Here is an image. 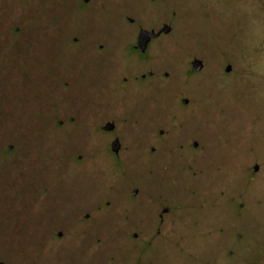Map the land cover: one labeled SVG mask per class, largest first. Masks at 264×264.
Returning a JSON list of instances; mask_svg holds the SVG:
<instances>
[{"label": "rangeland", "instance_id": "rangeland-1", "mask_svg": "<svg viewBox=\"0 0 264 264\" xmlns=\"http://www.w3.org/2000/svg\"><path fill=\"white\" fill-rule=\"evenodd\" d=\"M30 1L11 4L14 22L11 36L30 37L42 30L52 35L51 28L58 25L65 29H59L58 37L45 40L44 44L54 42L55 50L58 45L70 47V29L61 27L70 22V0H39L41 12L35 13L37 17L33 21H29V13L26 18L12 8H25ZM152 1L155 6L164 3ZM168 1L170 7L164 11L166 17L162 20L172 27V47L183 48L184 53L181 57L172 54L168 60L165 68L168 76L162 88L169 91L168 101L164 107L156 104L155 123L148 130L146 123L144 132L157 134L162 129L164 139L178 137L181 149L187 151L191 142L197 141L202 150L182 156V150L172 144L169 155L157 158L162 162L157 166L164 170L162 181L161 172L156 175L157 188L168 196L169 212L159 226L162 236L153 237L149 263L147 256L142 259L148 252L147 236L158 226L151 219L155 202L148 194L151 185L147 157H131L130 160L141 162L130 161L119 177L108 179L107 183L108 173L97 171L99 164L95 163L87 165L84 173H65L67 166L70 171L82 166L85 157L78 158V153L70 156L69 146L64 147L63 143V138L67 144L70 142V125L56 126L51 122L55 115L51 114L44 115L48 123L13 127L30 142L43 135L55 141L57 135L58 144H50L49 154L43 155L42 162L60 166L52 174L55 181H60V189L57 194H51L52 198L56 197L51 214L54 218L70 215V221L51 225L53 230L63 231L61 237L11 235L0 203V260L11 264H133L136 252L144 250L138 259L140 263L144 260L143 264H264V0ZM110 9L108 4L107 26L115 25L117 17L123 14L116 15ZM190 13L196 14L192 20ZM125 14L133 16L134 12L128 10ZM35 25H38L36 29L29 28ZM39 26L43 29H38ZM183 43L186 45L182 46ZM26 52V46L18 42L14 53ZM195 57L203 64L198 72L189 69V61ZM227 65L231 66L228 72ZM57 79L65 80L59 75ZM182 98H187L188 103L184 104ZM132 101L136 103V99ZM95 102L104 104L105 100L100 97ZM38 113L33 110L31 115ZM20 115L31 116L24 110ZM128 125L142 132L138 120ZM7 127L0 124V133L6 132ZM122 134L129 153L126 126ZM79 135L85 140L91 137L87 131ZM205 150L201 156L199 153ZM254 166L258 168L254 170ZM0 179L4 181L2 171ZM115 181V187L120 182L122 187L109 185ZM133 188L138 189V196L130 200L127 197H131ZM75 199L89 200L91 205L80 210L75 206L72 218L70 203ZM26 213L24 207L22 214ZM139 228L147 232H139L135 238L120 237L115 231ZM80 229L83 231L78 232ZM93 229L103 232L90 233Z\"/></svg>", "mask_w": 264, "mask_h": 264}, {"label": "flooded vegetation", "instance_id": "flooded-vegetation-1", "mask_svg": "<svg viewBox=\"0 0 264 264\" xmlns=\"http://www.w3.org/2000/svg\"><path fill=\"white\" fill-rule=\"evenodd\" d=\"M14 1L23 0H0V124L8 125L6 132L0 133V171L3 172L4 180L0 182V203L4 206V219L7 220L8 231H12L11 235L25 237L51 235L61 237L63 231L53 230L50 228L51 225L58 224L59 221L66 223L67 220L70 221V215L54 218L51 214L56 204V197L52 198L51 194H57L60 189V181H55L52 174L60 166H50L42 162L43 155L49 154L50 144L55 146L58 144L57 135L55 141L49 135H43L31 142L27 138L29 141L27 143L26 135L20 134L19 129L13 127L20 124L48 123L44 115L51 114L55 115L51 122L56 126L70 125V142L67 144V139L63 138L64 147L68 145L70 148V156L78 153V158L85 157L82 166L75 170L71 168V171L70 166H67L65 173L73 174L77 171L84 173L88 170L87 165L95 163L99 164L97 171L108 173L105 178L107 183L108 179L117 175L119 177L123 167L129 166L126 164H130V161L134 164L141 162V160L134 162L130 160L131 157L140 156L141 159L147 157L148 182L151 185L148 194L152 202H155L151 219L153 218L155 225L158 226L149 231L145 245L147 248L143 246L148 252L146 251L142 259L147 256L149 263L153 237L163 232L159 226L169 212V198L157 188V173L161 172L160 181L164 179V170L157 166L162 162L157 158L169 155L170 146L177 144L178 138L173 135L164 139L162 129H159L157 134L150 132L145 135L144 132L147 125L148 130L155 123L156 104L164 107L168 101L169 91L162 90L168 76V71H165L168 60L172 54L181 57L184 53L183 48L172 47L171 40H174L170 36L172 27L166 20H162L166 17L164 11L170 7L169 1L163 0L162 5L155 6L152 0H115L114 3L110 0H70V22L61 25L70 29V47L63 44L60 48L58 45L57 51L54 42L49 45H45L44 42L55 40L59 35V29H65L59 28L58 25L51 28L52 35L48 34L49 31L44 33L42 30L30 37L23 36L17 39L11 36V23L14 22L11 19L10 6L15 3ZM40 2L31 0L28 6L20 8V11L17 7L12 8L17 14L22 12L26 18L29 13L31 21L37 17L35 13L41 12ZM108 4L116 15L123 13L120 20L116 16L117 22L113 26H107L105 20ZM128 10L133 11L134 15H126ZM155 10L159 12L152 16ZM190 14L191 20L196 17L195 13ZM37 26L29 28L36 29ZM18 28L19 26L15 27V30ZM38 29L43 28L39 26ZM18 42L26 46L28 52L14 53ZM185 45L186 43H183L182 46ZM177 50L180 52L176 53ZM195 60L200 59L196 57L191 59L189 69L198 72L203 64L200 60L201 67L196 70L193 67ZM230 69V65L225 67L226 72ZM57 75L65 80L59 81ZM100 97L105 100L106 106L105 103L95 102ZM133 99H136V103H133ZM182 102L187 104L188 99L182 98ZM22 110L29 111L30 115L36 110L43 116L38 113L33 117L32 115L22 117L23 115H20ZM59 113L61 115L66 113L67 116L61 118L58 116ZM136 120L140 122L141 133L137 127L128 125ZM125 126L129 135L127 141L131 147L129 153H126L123 144L125 137L122 130ZM82 131H87L91 137L87 140L80 138L79 134ZM142 140L144 141L139 143ZM176 146L178 147V144ZM200 148L197 141H192L191 148L189 147L187 151L181 148L180 150L183 152L182 156H186L187 153L195 155ZM214 151L218 152L217 149ZM204 152L206 150L199 154L205 155L202 154ZM255 167L258 168L254 166V170ZM96 177L98 180V176ZM132 179L135 181L134 177ZM115 184L116 181L109 182V185L116 189L123 185L120 182L119 186L117 184L115 187ZM130 192L131 197H127L128 199L137 198V188L131 189ZM102 194L103 197L105 188ZM108 196L112 197L113 194ZM88 201L81 199L71 201L72 218L75 206H78V210L88 208L91 205ZM24 207L27 208L26 214H22ZM85 217H88V214H85ZM115 231L120 237L127 235L129 238L137 237L139 232L141 234L147 232L140 228L137 231L134 229ZM89 232L96 234L103 231L93 229ZM143 253L144 250L136 252L133 264L145 262L138 261L142 256L140 254Z\"/></svg>", "mask_w": 264, "mask_h": 264}, {"label": "water", "instance_id": "water-1", "mask_svg": "<svg viewBox=\"0 0 264 264\" xmlns=\"http://www.w3.org/2000/svg\"><path fill=\"white\" fill-rule=\"evenodd\" d=\"M193 67L194 69H199L201 67V61L200 60H195L194 63H193ZM257 167H255L256 169ZM0 264H9V263H6V262H3V261H0Z\"/></svg>", "mask_w": 264, "mask_h": 264}]
</instances>
